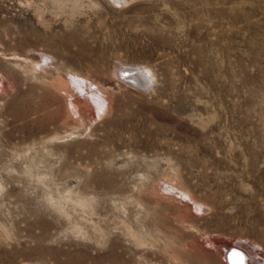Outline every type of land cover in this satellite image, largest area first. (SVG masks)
I'll return each mask as SVG.
<instances>
[{
	"label": "rangeland",
	"instance_id": "1",
	"mask_svg": "<svg viewBox=\"0 0 264 264\" xmlns=\"http://www.w3.org/2000/svg\"><path fill=\"white\" fill-rule=\"evenodd\" d=\"M230 245L264 264V0H0V264Z\"/></svg>",
	"mask_w": 264,
	"mask_h": 264
},
{
	"label": "water",
	"instance_id": "2",
	"mask_svg": "<svg viewBox=\"0 0 264 264\" xmlns=\"http://www.w3.org/2000/svg\"><path fill=\"white\" fill-rule=\"evenodd\" d=\"M234 251H238V252L242 253L243 256H244V260H243V262H241L238 258H235V259H236V260H235L236 264H240V263H241V264H250V259H249V257H248L247 255H245L244 252H241V250H239L238 248H235V247H233L231 253H229V255H227V259H229V258L231 257V255H232V253H233ZM228 262H229V261H228ZM229 264H232V262H229Z\"/></svg>",
	"mask_w": 264,
	"mask_h": 264
},
{
	"label": "bare ground",
	"instance_id": "3",
	"mask_svg": "<svg viewBox=\"0 0 264 264\" xmlns=\"http://www.w3.org/2000/svg\"><path fill=\"white\" fill-rule=\"evenodd\" d=\"M233 247H236V246H233V245L228 246V248H226L225 254L223 253L225 256V259H226V264H229V262H232V264H236V262H235L236 259L232 255L229 259H227V255H229V253H231Z\"/></svg>",
	"mask_w": 264,
	"mask_h": 264
},
{
	"label": "snow or ice",
	"instance_id": "4",
	"mask_svg": "<svg viewBox=\"0 0 264 264\" xmlns=\"http://www.w3.org/2000/svg\"><path fill=\"white\" fill-rule=\"evenodd\" d=\"M232 256L235 257V258H238L241 262H243V260H244L243 254L238 252V251H234L232 253Z\"/></svg>",
	"mask_w": 264,
	"mask_h": 264
}]
</instances>
